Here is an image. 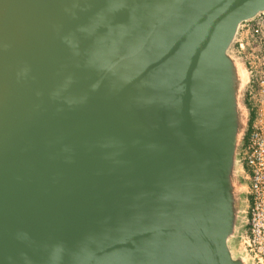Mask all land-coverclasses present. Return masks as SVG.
<instances>
[{
	"label": "water",
	"instance_id": "water-1",
	"mask_svg": "<svg viewBox=\"0 0 264 264\" xmlns=\"http://www.w3.org/2000/svg\"><path fill=\"white\" fill-rule=\"evenodd\" d=\"M261 12L0 0V264H244L227 62Z\"/></svg>",
	"mask_w": 264,
	"mask_h": 264
},
{
	"label": "built area",
	"instance_id": "built-area-1",
	"mask_svg": "<svg viewBox=\"0 0 264 264\" xmlns=\"http://www.w3.org/2000/svg\"><path fill=\"white\" fill-rule=\"evenodd\" d=\"M233 44L248 75L244 98L251 115L241 157L249 200L244 237L254 261L264 264V12L239 25Z\"/></svg>",
	"mask_w": 264,
	"mask_h": 264
},
{
	"label": "rangeland",
	"instance_id": "rangeland-1",
	"mask_svg": "<svg viewBox=\"0 0 264 264\" xmlns=\"http://www.w3.org/2000/svg\"><path fill=\"white\" fill-rule=\"evenodd\" d=\"M229 57L236 60L244 69L245 71V81L243 83V87L245 86L246 82L248 81V75L246 73L245 67L243 65V62L236 53V50L234 48V44L231 45L229 51H228ZM240 102L243 108L244 112V123H243V134L240 137L239 142L237 143V146L235 147V153H234V162H233V168H232V182L234 185V227L233 232L231 236L229 237L228 245L231 250V253L233 254V257L237 260H241L244 262V264H257V262L254 261L252 255L246 250V239L244 237L246 229V221H247V213L249 208V200L248 196L246 195V182L244 180L245 174L244 169L241 164V157H242V150L243 146L245 145V140L247 138V135L249 133V125L251 121V115L246 112L245 108V98H244V89H242L240 94Z\"/></svg>",
	"mask_w": 264,
	"mask_h": 264
},
{
	"label": "bare ground",
	"instance_id": "bare-ground-1",
	"mask_svg": "<svg viewBox=\"0 0 264 264\" xmlns=\"http://www.w3.org/2000/svg\"><path fill=\"white\" fill-rule=\"evenodd\" d=\"M228 72H229V96H230V109L232 113L234 112L237 117L233 119V130L231 133L232 146H235L241 135L243 134V123H244V112L240 102V94L243 89V83L245 81L246 75L243 67L233 58H229L227 62ZM229 177L231 179L229 180ZM229 177L227 176V189L229 194L234 191L233 185V174L230 172ZM232 254V253H231ZM233 255V254H232Z\"/></svg>",
	"mask_w": 264,
	"mask_h": 264
}]
</instances>
